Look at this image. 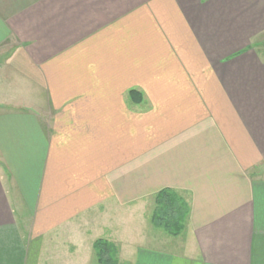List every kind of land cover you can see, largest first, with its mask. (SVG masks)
Here are the masks:
<instances>
[{"label": "crops", "instance_id": "1", "mask_svg": "<svg viewBox=\"0 0 264 264\" xmlns=\"http://www.w3.org/2000/svg\"><path fill=\"white\" fill-rule=\"evenodd\" d=\"M0 78V264H264V0H0Z\"/></svg>", "mask_w": 264, "mask_h": 264}, {"label": "trees", "instance_id": "2", "mask_svg": "<svg viewBox=\"0 0 264 264\" xmlns=\"http://www.w3.org/2000/svg\"><path fill=\"white\" fill-rule=\"evenodd\" d=\"M136 92L131 91L132 100L138 101ZM189 215L188 204L171 190H163L155 197V207L151 221L156 228L168 235L179 236L185 228ZM93 253L97 264H119L118 248L106 240H97L93 244Z\"/></svg>", "mask_w": 264, "mask_h": 264}, {"label": "rangeland", "instance_id": "3", "mask_svg": "<svg viewBox=\"0 0 264 264\" xmlns=\"http://www.w3.org/2000/svg\"><path fill=\"white\" fill-rule=\"evenodd\" d=\"M16 74V73H15ZM17 76H19L18 74H16ZM1 79V78H0ZM3 80V79H1ZM0 80V102L1 103H5V104H10V105H17L15 103L20 102V101H24V100H7L8 96H13L14 94H12V89L14 88L15 84L14 83H11V87L9 84H2V81ZM4 83V82H3ZM162 231V230H161ZM165 236V235H164ZM168 236V235H167ZM135 237H138V233L137 231H135ZM136 239V238H135ZM138 239V238H137ZM169 239L170 240H176L177 242L183 240L182 237H179V238H176L172 235H169ZM139 240H136V242H138ZM176 247H170L168 249H170V251H179V249H175ZM174 252V253H175ZM91 264H97L96 260H95V257H92V263Z\"/></svg>", "mask_w": 264, "mask_h": 264}]
</instances>
